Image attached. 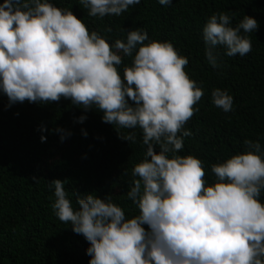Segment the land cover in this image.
<instances>
[{"label": "clouds", "instance_id": "clouds-1", "mask_svg": "<svg viewBox=\"0 0 264 264\" xmlns=\"http://www.w3.org/2000/svg\"><path fill=\"white\" fill-rule=\"evenodd\" d=\"M78 3L99 19L119 16L140 0ZM257 28L248 15L232 26L227 12L213 13L202 28L207 63L220 67L218 46L227 56L249 53L246 34ZM124 57L130 63H122ZM187 64L171 42L150 40L140 28L109 43L51 0L0 3V94L7 106L63 98L84 113L101 112L102 122L141 130L146 150L131 169L126 192L137 215L126 218L109 195L74 193L73 203L64 180L48 182L52 213L88 242V264H264V147L259 139L246 138L242 152L211 165V183L199 158L177 154L183 138L192 135L184 126L203 95L184 70ZM210 101L224 113L233 110L226 89L213 88ZM86 119L81 114L74 122ZM50 131L60 142L71 135L59 126ZM81 134L87 136L84 129ZM118 136L136 142L134 131Z\"/></svg>", "mask_w": 264, "mask_h": 264}, {"label": "trees", "instance_id": "trees-1", "mask_svg": "<svg viewBox=\"0 0 264 264\" xmlns=\"http://www.w3.org/2000/svg\"><path fill=\"white\" fill-rule=\"evenodd\" d=\"M51 2L72 10L90 31L97 30L109 43L140 28L150 40H167L178 54L187 57L184 70L203 89V95L194 105L198 111L184 126L192 135L183 138V148L177 154L199 158L209 183L214 179L211 165L242 152L246 138L259 139L264 147V0H171L170 5L140 0L119 16L99 19L87 16L78 0ZM219 12H227L232 26L244 15L253 17L258 28L246 34L252 44L249 53L227 56L218 46L220 67L212 68L204 57L202 28ZM122 63H130V58L124 57ZM213 88L226 89L233 96L232 111L224 113L211 104ZM7 105V97L0 94V264H88V242L52 213L54 197L48 182L64 180L73 203L74 193L109 195L126 218L137 215L126 192L131 169L146 150L141 130L102 122L101 112L90 109L84 113L63 98L47 104L25 101ZM81 114L87 119L74 122ZM40 125L44 132L38 131ZM57 126L71 131L63 142L58 133L50 131ZM129 131L135 132V143L118 136Z\"/></svg>", "mask_w": 264, "mask_h": 264}]
</instances>
